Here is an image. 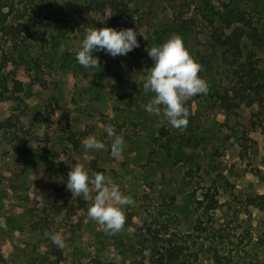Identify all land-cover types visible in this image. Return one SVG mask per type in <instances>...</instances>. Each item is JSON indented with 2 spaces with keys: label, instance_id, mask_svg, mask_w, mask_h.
<instances>
[{
  "label": "rangeland",
  "instance_id": "rangeland-1",
  "mask_svg": "<svg viewBox=\"0 0 264 264\" xmlns=\"http://www.w3.org/2000/svg\"><path fill=\"white\" fill-rule=\"evenodd\" d=\"M2 1L13 9L0 11V264H264V90L222 108L219 95L238 76L211 38L229 10L241 11L244 22L225 30L240 27V59L250 56L264 78V0H122L102 11L90 0ZM18 21L27 25L12 39L5 26ZM102 27L147 39L138 34L123 56L94 52L100 66L84 68L76 51ZM175 34L208 85L184 102L183 128L142 107L154 95L143 88L146 48ZM107 126L125 142L119 157ZM89 136L105 147L86 150ZM76 164L132 200L120 230L88 217L94 187L89 200L66 188ZM206 191L216 208L206 209Z\"/></svg>",
  "mask_w": 264,
  "mask_h": 264
},
{
  "label": "clouds",
  "instance_id": "clouds-1",
  "mask_svg": "<svg viewBox=\"0 0 264 264\" xmlns=\"http://www.w3.org/2000/svg\"><path fill=\"white\" fill-rule=\"evenodd\" d=\"M138 34L147 39L138 29L133 28L102 27L87 30L75 59L84 68H97L100 66L99 57L93 55L94 52L103 51L111 57L126 55L140 46ZM146 51L153 64L143 88L145 92L154 95L142 107L148 113L163 117L174 128L186 127L189 112L184 102L191 96L208 91L207 82L199 75L201 65L190 55L183 38L178 34L172 35L162 44L147 47ZM105 131L108 137H113L110 155L119 157L125 145L123 137L115 134L112 126H107ZM83 147L86 150L103 149L105 145L95 136H89L83 142ZM90 185L96 194L91 197L88 217L103 225L105 231L120 230L125 222L123 206L132 204V200L123 195L103 174L97 173L91 177L81 164L70 168L66 188L72 196L82 194L85 200H89ZM50 239L58 247H64L59 234H52Z\"/></svg>",
  "mask_w": 264,
  "mask_h": 264
},
{
  "label": "trees",
  "instance_id": "trees-1",
  "mask_svg": "<svg viewBox=\"0 0 264 264\" xmlns=\"http://www.w3.org/2000/svg\"><path fill=\"white\" fill-rule=\"evenodd\" d=\"M122 4L124 6L126 5L122 0H90L88 6L91 8H95L98 11H102L104 8L107 7L117 10L118 7ZM4 7H9L8 12L12 11L13 9L12 4H7L4 1L0 0L1 12ZM228 15L229 16L225 17L226 25L223 27V30L218 32L215 27L211 33V38H213L219 43L220 46L225 47L230 52V62L231 65H235V73L238 76L237 84H233L230 89H227L219 95V102L222 108H225V110H230L234 106L241 103V100L243 101L244 96H249L251 94V91H254L257 95L260 96L264 90V78L263 74H261L263 72L262 69L257 65L256 62L252 60L250 56L246 57L243 61H241L240 59L242 55L240 41L243 34V32L239 30L240 27L234 26L229 32L225 30L229 28L232 24H234V21L241 23L244 22L245 16L239 10H229ZM48 16V18H51L50 15ZM234 17L236 19H233ZM26 25L27 23L25 21H18L15 24H8L5 26V34L9 35L12 39L17 38L20 33L25 29ZM248 25L250 26L251 23H248ZM250 35L253 38L257 37V35L252 31ZM233 101H235V103H233ZM204 199L208 202L207 205H205L206 209L216 208L217 200L214 198L213 195L210 194L209 191H206L204 193ZM261 204H264L263 199L261 201ZM181 250L182 249H178L177 251H174L170 254L178 256V252H181Z\"/></svg>",
  "mask_w": 264,
  "mask_h": 264
}]
</instances>
